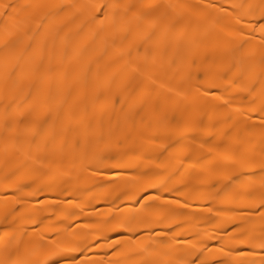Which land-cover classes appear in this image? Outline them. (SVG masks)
Here are the masks:
<instances>
[{
  "label": "bare ground",
  "instance_id": "obj_1",
  "mask_svg": "<svg viewBox=\"0 0 264 264\" xmlns=\"http://www.w3.org/2000/svg\"><path fill=\"white\" fill-rule=\"evenodd\" d=\"M0 264H264V0H0Z\"/></svg>",
  "mask_w": 264,
  "mask_h": 264
}]
</instances>
